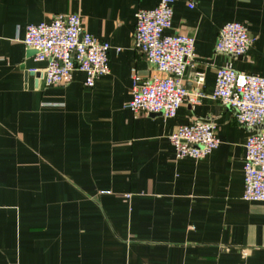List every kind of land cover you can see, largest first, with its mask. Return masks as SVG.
Segmentation results:
<instances>
[{
	"label": "crops",
	"instance_id": "1",
	"mask_svg": "<svg viewBox=\"0 0 264 264\" xmlns=\"http://www.w3.org/2000/svg\"><path fill=\"white\" fill-rule=\"evenodd\" d=\"M158 2L0 0V264H264V203L242 200L249 132L210 98L218 67L264 78V0H172L166 33L194 38L183 84L202 73L205 95L172 119L124 107L134 74L164 76L133 49L135 13ZM57 14L110 46L92 88L79 71L45 87L22 43ZM229 22L254 40L242 58L214 50ZM195 120L214 122L219 145L176 160L169 136Z\"/></svg>",
	"mask_w": 264,
	"mask_h": 264
},
{
	"label": "built area",
	"instance_id": "2",
	"mask_svg": "<svg viewBox=\"0 0 264 264\" xmlns=\"http://www.w3.org/2000/svg\"><path fill=\"white\" fill-rule=\"evenodd\" d=\"M172 3L159 0L153 9L135 13L133 49L164 76H132L131 99L124 107L134 115L145 112L172 119L182 104H198L205 96L201 91L202 73L193 76L192 90L183 84L184 72L193 61L194 38L166 33L171 28ZM188 7L194 8L193 4ZM22 43L35 52L36 62L45 63L41 72L45 87L66 86L72 74L79 71L85 76L84 85L92 88L98 78L109 73L110 46L88 34L78 14H57L49 23L27 26ZM253 43L242 24L229 22L219 28L214 50L242 58ZM210 98L230 108L236 123L249 132L244 145L242 200L264 203V78L239 73L228 64L218 67ZM169 142L176 160H201L219 145L217 128L211 120L179 126Z\"/></svg>",
	"mask_w": 264,
	"mask_h": 264
},
{
	"label": "water",
	"instance_id": "3",
	"mask_svg": "<svg viewBox=\"0 0 264 264\" xmlns=\"http://www.w3.org/2000/svg\"><path fill=\"white\" fill-rule=\"evenodd\" d=\"M33 53L35 54V52L33 51Z\"/></svg>",
	"mask_w": 264,
	"mask_h": 264
}]
</instances>
